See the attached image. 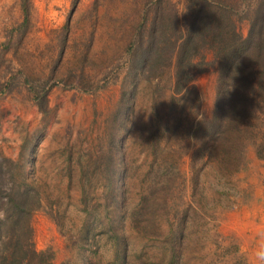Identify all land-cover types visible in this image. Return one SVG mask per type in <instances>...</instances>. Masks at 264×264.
<instances>
[{
	"label": "trees",
	"instance_id": "trees-1",
	"mask_svg": "<svg viewBox=\"0 0 264 264\" xmlns=\"http://www.w3.org/2000/svg\"><path fill=\"white\" fill-rule=\"evenodd\" d=\"M241 5L246 14L238 13ZM26 23L25 17L21 28ZM62 31L68 32V23ZM127 52L106 151L95 161L89 155L87 164L65 165L67 189L77 181L83 214L80 226L69 229L68 246L78 252V264H188L206 242L223 243L216 230L209 234V224L221 211L218 196L246 192L239 190V175L248 153L264 162V0H184L182 8L169 0L146 3ZM211 69L217 73L216 99L209 118L189 124L187 171L156 145L155 134L140 165H131L127 146L141 119L139 84L152 87L155 117L156 97L166 95L168 111L181 118L188 89ZM36 107L47 113V93L37 97ZM207 169L212 181L203 178ZM42 185L24 165L0 160V264L54 263L51 250L36 249L32 220L47 208L62 231L65 212L60 214L59 199H44Z\"/></svg>",
	"mask_w": 264,
	"mask_h": 264
},
{
	"label": "rangeland",
	"instance_id": "rangeland-1",
	"mask_svg": "<svg viewBox=\"0 0 264 264\" xmlns=\"http://www.w3.org/2000/svg\"><path fill=\"white\" fill-rule=\"evenodd\" d=\"M154 1L0 0V160L24 165L29 177L43 184L45 200L59 199L60 214L65 212L62 231L47 208L32 220L36 249L51 250L53 264L79 263L67 237L69 229L76 230L82 221L80 188L74 181L68 191L65 165L87 164L89 155L95 161L106 151L128 68L127 47L146 3ZM169 1L181 8L184 3ZM25 17L27 23L21 28ZM247 30L244 22L243 35ZM216 81L214 69L196 78L187 91L181 118L168 111L166 95L156 97L159 117H155L152 87L142 81L136 96L141 119L127 146L130 164L140 165V154L155 134L156 145L165 147V153L187 171L192 152L187 130L192 120L211 116ZM44 93L46 114L36 107L37 97ZM77 175L76 171L74 179ZM203 176L213 180L211 169ZM239 178V190L243 188L248 196L240 191L218 196L221 211L217 221L209 224V234L216 230L223 243L214 247L206 242L200 252H192L188 264H212L214 259V264H254L253 254L261 243L258 231L264 227V162L249 152ZM208 198L212 204L210 194Z\"/></svg>",
	"mask_w": 264,
	"mask_h": 264
},
{
	"label": "clouds",
	"instance_id": "clouds-1",
	"mask_svg": "<svg viewBox=\"0 0 264 264\" xmlns=\"http://www.w3.org/2000/svg\"><path fill=\"white\" fill-rule=\"evenodd\" d=\"M247 11L248 9L244 5H241V7L238 9L239 14H246ZM258 235L261 238V243L254 251V264H264V227L259 229Z\"/></svg>",
	"mask_w": 264,
	"mask_h": 264
}]
</instances>
